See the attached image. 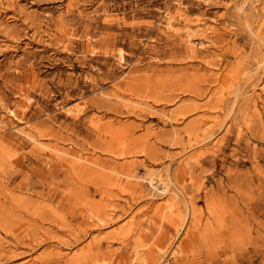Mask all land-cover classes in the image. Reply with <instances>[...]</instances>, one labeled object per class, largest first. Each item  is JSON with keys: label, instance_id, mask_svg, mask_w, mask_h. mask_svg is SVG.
Here are the masks:
<instances>
[{"label": "rangeland", "instance_id": "1", "mask_svg": "<svg viewBox=\"0 0 264 264\" xmlns=\"http://www.w3.org/2000/svg\"><path fill=\"white\" fill-rule=\"evenodd\" d=\"M0 264H264V0H0Z\"/></svg>", "mask_w": 264, "mask_h": 264}]
</instances>
